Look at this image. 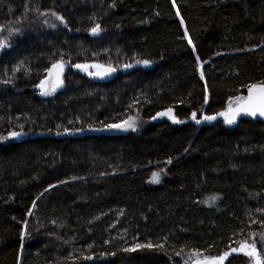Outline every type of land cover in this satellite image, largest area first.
I'll list each match as a JSON object with an SVG mask.
<instances>
[{"label": "trees", "instance_id": "trees-1", "mask_svg": "<svg viewBox=\"0 0 264 264\" xmlns=\"http://www.w3.org/2000/svg\"><path fill=\"white\" fill-rule=\"evenodd\" d=\"M0 44V264H264V123L204 119L264 83V0H0Z\"/></svg>", "mask_w": 264, "mask_h": 264}, {"label": "snow or ice", "instance_id": "snow-or-ice-1", "mask_svg": "<svg viewBox=\"0 0 264 264\" xmlns=\"http://www.w3.org/2000/svg\"><path fill=\"white\" fill-rule=\"evenodd\" d=\"M53 15H55V13H53ZM57 19L61 20L63 22V17H57ZM100 26L97 25L95 28L92 29L93 34H95L96 32L99 31ZM189 43H191V41L189 40ZM0 47H3L2 44H0ZM137 63H143V64H148V61H137ZM54 68L56 67H62V65H54ZM77 67H84L81 65H77ZM126 67H131V65H127ZM86 70V69H85ZM115 69H112V71H114ZM201 75H203V73H201ZM249 96L247 98V103L244 106H238L235 111H233L232 109H229V112L231 113V115L225 114V113H221L220 115L225 116V120L228 124H232L235 122V118L237 115H239L241 112H244L245 114L248 115H252L255 116L257 115V113L264 117V83H261L260 85H251L249 86ZM238 100L240 98H237ZM171 110H169L170 112ZM160 115H169V113H160ZM171 119H173L174 122H180V121H176L175 117L170 116ZM192 119H196V114L193 113L192 114ZM205 120H213L215 119L214 116H205L204 117ZM200 121L197 120V123H199ZM125 125L128 128H132L133 124L128 123L127 121L125 122ZM109 128H121L124 127V125H108ZM13 135H16V133H13ZM168 163H171V161L169 160ZM160 180V173L154 172L152 174V180L151 182L153 183H159ZM218 197L213 196L211 199L213 201H215ZM29 215H31V213H29ZM261 239L264 240V234H261ZM246 245H241V249H243ZM137 248H152L153 245L151 243L147 244V245H137ZM157 247H163V245H157ZM250 247V251H248L246 254L248 256L251 257H255L256 261L255 264H261V261L259 259V254L257 253L256 247H255V241L253 242V244ZM127 251H134L135 249H126ZM240 249H236L233 248L231 249L232 252H236ZM197 256L201 255L200 253L196 254ZM229 255V253H225L224 256L221 257H216V258H212L211 264H215L216 261H219L220 264H223V260ZM207 259V258H206ZM197 264H199V261L197 262Z\"/></svg>", "mask_w": 264, "mask_h": 264}, {"label": "rangeland", "instance_id": "rangeland-1", "mask_svg": "<svg viewBox=\"0 0 264 264\" xmlns=\"http://www.w3.org/2000/svg\"><path fill=\"white\" fill-rule=\"evenodd\" d=\"M57 65H62V67H56V68L53 67V69L51 70V73H50L51 83H50V89H49V93H51V94H54V93L62 90L64 87L63 75H64V72H65L67 67L65 66L64 63H58ZM112 69H114V68L105 67V66H102L100 64H95V65H89L85 68H82L81 71L86 77L91 78L93 80L107 81V80L113 78L117 74V71L116 70L112 71ZM234 107H235V105L234 106L231 105L229 107V109L233 110ZM229 109L226 112V114L231 115V113L229 112ZM218 119L225 120V116L221 115V116L215 117V119H213V120H207V121L208 122L216 121ZM236 122H237V118H235V122L232 124H228L227 122L226 123L229 126H234L236 124ZM119 125H121V124H119ZM101 132L103 134L115 135V134L127 133V129L125 126L121 127V128H106V129H102ZM31 137H34V136L30 135V134H26V133H17L16 135H14L13 138L15 141H22V140H25V139H28ZM211 261L212 260L203 261L200 264H211ZM215 264H220V262L216 261Z\"/></svg>", "mask_w": 264, "mask_h": 264}, {"label": "water", "instance_id": "water-1", "mask_svg": "<svg viewBox=\"0 0 264 264\" xmlns=\"http://www.w3.org/2000/svg\"><path fill=\"white\" fill-rule=\"evenodd\" d=\"M137 66H133V67H128L127 68V73H130L131 71H132V69H134V68H136ZM76 70H79V71H81L82 70V68L81 67H76L75 68ZM50 81H51V76H49L39 87H37V88H35L34 89V91L35 92H39L41 95H43V96H45V95H47V91H48V89H49V85H50ZM248 96H249V91H248V93H247V95H246V97H245V99L242 101V102H240L235 108H234V110L233 111H235V109L238 107V106H244V105H246V103H247V98H248ZM166 117H168V116H166ZM236 117H241V118H247V119H251V120H254V121H259V122H263L264 123V117H262V116H260L258 113H257V115H255V116H252V115H248V114H245L244 112H241L239 115H237ZM163 115H160V114H158L155 118H154V122L155 123H160V122H162L163 121ZM200 264V263H199Z\"/></svg>", "mask_w": 264, "mask_h": 264}, {"label": "flooded vegetation", "instance_id": "flooded-vegetation-1", "mask_svg": "<svg viewBox=\"0 0 264 264\" xmlns=\"http://www.w3.org/2000/svg\"><path fill=\"white\" fill-rule=\"evenodd\" d=\"M50 86V85H49ZM48 92V91H47Z\"/></svg>", "mask_w": 264, "mask_h": 264}]
</instances>
